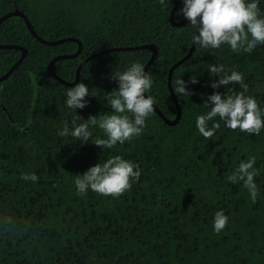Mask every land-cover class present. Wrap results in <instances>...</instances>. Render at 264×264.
<instances>
[{
	"label": "trees",
	"instance_id": "16d2710c",
	"mask_svg": "<svg viewBox=\"0 0 264 264\" xmlns=\"http://www.w3.org/2000/svg\"><path fill=\"white\" fill-rule=\"evenodd\" d=\"M176 1L0 0V17L19 9L41 38L79 39L77 56L52 63L67 81L74 80L78 64L92 54L155 44L157 55L146 71L153 84L146 94L172 120L176 106L168 70L189 51L196 31L189 22L171 25ZM182 7L183 0L175 21L184 19L177 15ZM258 7L264 18V0H258ZM0 43L27 49L18 67L0 81V264H264V128L259 135L234 131L216 117L209 127L219 123L220 128L211 140L196 128L197 116L212 106L205 105L208 96L243 91L238 84L211 88L219 76L209 75V65L223 64L221 75L241 73L248 85L245 95L264 109V44L251 53L233 52L227 44L218 49L195 45L172 74L173 90L181 78L193 93L175 94L179 121L168 125L154 110L140 136L102 150L92 143L107 139L98 125L89 126L92 137L85 144L57 133L65 121L71 131L76 115L83 122L89 116L114 114L105 99L118 89L112 76L133 63L145 66L151 51L118 50L83 64L78 82L87 85L90 96L87 106L74 112L64 104L74 85L59 82L47 65L57 55L74 53L77 42L42 43L16 15L0 23ZM20 54L19 49L0 48V75ZM117 155L139 166L141 175L131 189L118 198L91 189L77 195V176ZM251 157L258 172L255 203L242 181L232 184L227 179ZM22 174H35L38 180H23ZM217 211L228 216L219 234L213 229Z\"/></svg>",
	"mask_w": 264,
	"mask_h": 264
},
{
	"label": "clouds",
	"instance_id": "9594fccd",
	"mask_svg": "<svg viewBox=\"0 0 264 264\" xmlns=\"http://www.w3.org/2000/svg\"><path fill=\"white\" fill-rule=\"evenodd\" d=\"M161 5L169 0H159ZM177 15H182L194 28L197 34L193 36V43L201 48L218 49L222 44L230 46L233 52L251 53L257 45L264 44V18H261L258 0H183V7ZM199 18V19H198ZM225 71L224 65H209V75L219 76V80L210 84L213 89L221 86L238 84L243 91L236 92L229 89L233 95L222 98L219 92H214L207 97L205 105L211 103L210 111L206 115L196 118V128L206 139L211 140L219 123L209 122L216 117L225 122L231 130L239 129L240 132L259 135L264 128V109L258 106L256 99L246 96L248 85L244 77L237 71L230 75H221ZM118 82V89L105 94V99L114 113L112 115L89 116L83 120L78 115L69 122L65 121L62 130L57 135L64 137L71 135L77 141L85 144L92 137L89 126L93 125L103 130L107 139L92 140L102 150L112 149L118 142L129 141L142 134L146 119L154 113L156 99L145 93L151 90L153 81L145 68L140 63H133L123 73L112 76ZM191 84L197 83L196 79L190 80ZM174 92L176 95L190 97L193 93L188 91L187 82L181 78L175 81ZM89 88L83 82L75 83L66 92L64 104L75 112L84 109L89 97ZM256 158L251 157L247 162L241 161L233 174L227 177L232 184L242 181L248 189L252 202L255 203L259 194L254 177L258 175L254 168ZM141 175L139 166L117 155L108 159L103 164L97 163L82 175L77 176L74 183L77 195L84 196L87 191L98 193L102 196L118 198L131 189L132 183L139 180ZM21 179L36 182L35 174H22ZM228 223V216L223 211H217L214 216L213 229L219 234Z\"/></svg>",
	"mask_w": 264,
	"mask_h": 264
},
{
	"label": "water",
	"instance_id": "95a60500",
	"mask_svg": "<svg viewBox=\"0 0 264 264\" xmlns=\"http://www.w3.org/2000/svg\"><path fill=\"white\" fill-rule=\"evenodd\" d=\"M182 0H177L176 3L174 4V6L172 7L171 11H170V15H169V20H170V23L171 25L173 26H180L186 22H188L185 18L182 19V20H179V21H175L174 20V12L176 10V8L178 7V5L180 4ZM20 16L23 18L27 28L29 29L30 33L39 41H41L42 43H45V44H48V45H54V44H59V43H63L65 41H75L77 42L78 44V48L77 50L74 52V53H71V54H64V55H57L55 57H53L50 62L48 63L47 65V68H48V71L51 73V75L56 78L59 82L65 84V85H68V86H73L75 85V83L78 82L79 80V76H80V69L82 67L83 64H85L87 61L101 55V54H104V53H109V52H113V51H118V50H132V49H138V48H143V49H148L151 51V56L148 60V62L146 63V65L144 66L145 68V71H147V69L149 68V66L151 65V63L153 62V60L155 59L156 55H157V46L155 44H152V43H146V44H141V45H135V46H117V47H112V48H109V49H104L98 53H95V54H92L90 56H88L87 58L83 59L77 66L76 68V72H75V76H74V80L73 81H67L65 79H63L62 77H60L59 75H57L54 70L52 69V63H54L56 60L58 59H61V58H70V57H75L77 56L80 51H81V47H82V44L80 42L79 39L77 38H74V37H68V38H63V39H59V40H45L43 38H41L37 33L36 31L34 30L31 22L29 21L28 17L25 15L24 12H22L21 10L19 9H14L12 11H9L7 12L6 14L2 15L0 17V23L2 21H4L5 19L9 18V17H12V16ZM199 19V18H198ZM197 34V30L195 31V34ZM195 45L193 43V40H192V44H191V47L189 49V51L182 57L180 58L178 61H176L174 64H172V66H170L169 70H168V77H167V84H168V89H169V92L171 94V97H172V100L176 106V116L174 119H168L166 118L162 113L161 111L158 109V107L156 105H154V110L155 112H157V114L159 116H161V118L163 119V121L168 124V125H174L176 124L180 117H181V107L177 101V98H176V95L174 93V90H173V87H172V83H171V79H172V74H173V71L175 68H177L180 64H182L185 60H187L190 55L192 54L194 48H195ZM0 48H15V49H19L21 51V54L19 56V58L12 64V66L7 70L6 73L0 75V81L1 80H4L6 79L10 73L16 69L18 67V65L21 63V61L23 60V58L26 56L27 54V49L18 45V44H2L0 43ZM145 95L147 96V94L145 93Z\"/></svg>",
	"mask_w": 264,
	"mask_h": 264
}]
</instances>
